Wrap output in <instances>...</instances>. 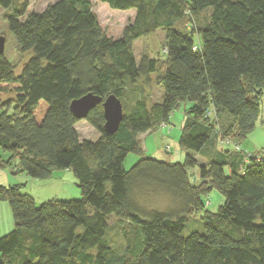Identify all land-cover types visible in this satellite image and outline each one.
<instances>
[{"label":"trees","instance_id":"16d2710c","mask_svg":"<svg viewBox=\"0 0 264 264\" xmlns=\"http://www.w3.org/2000/svg\"><path fill=\"white\" fill-rule=\"evenodd\" d=\"M94 1L134 11L119 39L102 32L91 0L38 13L27 0H0L18 53L31 54L19 75L0 55V149L9 154L0 170L16 159L15 173L33 180L69 171L79 190L37 207L18 186L0 185L14 225L0 237V264H264V156L239 146L264 95V0ZM182 20L196 30L175 29ZM158 30L164 60L136 63L133 43ZM152 75L163 93L149 105L140 84ZM86 95L121 102L115 134L104 131L99 103L85 119L99 138L78 139L70 105ZM182 103L191 104L178 139L183 162L144 158L124 170L128 155H142L138 135L166 125ZM219 142L236 152L216 150ZM212 190L223 201L208 214ZM157 196L165 208L146 211ZM199 213L203 231L183 238ZM111 218L128 225L121 250L108 239Z\"/></svg>","mask_w":264,"mask_h":264},{"label":"rangeland","instance_id":"374dc122","mask_svg":"<svg viewBox=\"0 0 264 264\" xmlns=\"http://www.w3.org/2000/svg\"><path fill=\"white\" fill-rule=\"evenodd\" d=\"M29 3V11L40 12L47 5L52 4L58 0H27ZM92 12L95 14L98 24L102 32L113 39H119L121 37L124 27L132 20L134 11H115L108 8L107 5L95 2L91 0ZM2 10L7 16L11 13V8L8 10ZM3 18L0 17V37L5 39L4 56L7 61L14 66V74L19 75L22 71V64L24 61L31 57V54L20 55L16 49L15 41L7 29L6 23ZM190 22L182 20L178 22L175 29H179L185 32H191L192 29L197 28V23L194 21L193 28H190ZM191 26V27H192ZM194 30V31H195ZM164 47V32L158 30L155 33L140 38L133 43V54L136 63H139L143 56L150 59H158L161 62L164 60L163 49ZM143 87V88H142ZM140 88L143 89L146 94L149 105L159 101L160 94L163 90L158 84V79L155 75H152L148 82L140 84ZM131 96H133L131 94ZM264 96V95H263ZM127 103V102H126ZM191 107L189 103H182L171 114L168 123L166 125H159L154 132H146L138 135L139 143L142 147V155L130 154L123 162L124 170H129L140 159L150 158L159 161H168L170 163H182L185 157V152L178 146V139L180 136V129L184 120V113ZM127 108V107H124ZM254 126H264V99L260 102V111L255 121ZM75 130L78 134L80 141H96L99 138V134L85 121L79 120L75 125ZM261 138V137H260ZM147 139V140H146ZM146 141L147 146H144ZM263 143V141H262ZM228 150V147L226 146ZM9 154L3 152L0 149V161H8ZM18 168V161L16 159L11 160L9 166L0 170V185L2 183L5 186L16 185L22 194L29 195L33 198L36 206L38 207L42 203L57 199V200H70L73 199L79 190L76 186V180L71 172L57 171L49 180H33L27 178L23 173H16ZM189 175L192 174V170H189ZM229 175V172H225ZM10 174V175H9ZM79 195V194H78ZM221 198V199H219ZM223 197L215 190H212L205 203L206 212L208 214H215L220 205H222ZM6 206L0 208V234L4 235L9 233L13 228L9 230V220L12 221L11 210L7 202H1ZM166 201L163 198L153 197L148 199L143 205L147 211L151 207L157 209H164ZM9 208V209H7ZM204 213L196 214L189 217L188 224L186 225L182 237L186 238L193 232L203 231ZM12 221V227H13ZM128 225L125 222H117V219L111 218L109 222L108 239L112 247L121 250L124 245L123 232L126 231ZM8 229V230H7ZM1 237V236H0Z\"/></svg>","mask_w":264,"mask_h":264},{"label":"water","instance_id":"95a60500","mask_svg":"<svg viewBox=\"0 0 264 264\" xmlns=\"http://www.w3.org/2000/svg\"><path fill=\"white\" fill-rule=\"evenodd\" d=\"M4 47L5 39L0 37V55L4 53ZM99 103H102L104 131L109 135H113L117 132L123 118L121 102L115 96L110 95L102 101L92 95H86L73 101L70 110L78 120H85L89 111Z\"/></svg>","mask_w":264,"mask_h":264},{"label":"crops","instance_id":"0c3cea01","mask_svg":"<svg viewBox=\"0 0 264 264\" xmlns=\"http://www.w3.org/2000/svg\"><path fill=\"white\" fill-rule=\"evenodd\" d=\"M4 15H5V13L2 10H0V17L3 18L2 16H4ZM160 96H161V94H160ZM263 99H264V96L261 97V101ZM262 141H263V143H262ZM144 146H147L146 141H145ZM239 146H240V150H242L243 152H247V153L253 154V155L257 156V157L264 156V126H254L253 130L251 131V133L247 136L245 141H243L242 143L239 144ZM225 149H226V146L224 144H222L221 142H219L217 144V146H216V150H225ZM228 151L230 153H235L236 149L234 147H232V146H229L228 147ZM203 153H205V150L202 151V154ZM196 158L199 161V163H205L206 161H208L207 159H204V158H202L199 155H196ZM166 162H168V161H166ZM15 172H14V174H16ZM66 172H68V171H66ZM196 173H197L196 169L192 170V174H196ZM2 186H5V185L2 183ZM8 186H16V185H8ZM8 186H6V187H8ZM78 194L79 193L77 192L76 196L73 199H78L79 198ZM219 199H221V198H219ZM0 208L1 209L4 208L6 210V206H4V204H0ZM7 209H9V208H7ZM9 221L10 222H9V227L8 228L10 230L11 228H13L12 227V221L13 220L12 221L9 220ZM1 234H0V236H3Z\"/></svg>","mask_w":264,"mask_h":264},{"label":"built area","instance_id":"2783aa9c","mask_svg":"<svg viewBox=\"0 0 264 264\" xmlns=\"http://www.w3.org/2000/svg\"><path fill=\"white\" fill-rule=\"evenodd\" d=\"M194 50H195V48H194ZM165 53H166V50L164 49L163 54H165Z\"/></svg>","mask_w":264,"mask_h":264}]
</instances>
